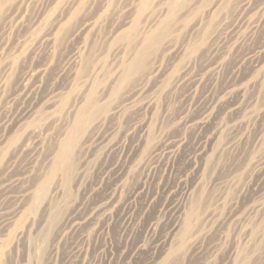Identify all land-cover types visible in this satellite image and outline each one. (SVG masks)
<instances>
[{
  "label": "rangeland",
  "instance_id": "obj_1",
  "mask_svg": "<svg viewBox=\"0 0 264 264\" xmlns=\"http://www.w3.org/2000/svg\"><path fill=\"white\" fill-rule=\"evenodd\" d=\"M0 264H264V0H0Z\"/></svg>",
  "mask_w": 264,
  "mask_h": 264
},
{
  "label": "bare ground",
  "instance_id": "obj_2",
  "mask_svg": "<svg viewBox=\"0 0 264 264\" xmlns=\"http://www.w3.org/2000/svg\"><path fill=\"white\" fill-rule=\"evenodd\" d=\"M155 37L148 36L146 38V42L150 43L154 40ZM138 65V61L133 60L131 64L126 67L125 72L130 73L132 69H134ZM94 103V93L91 92L85 99L84 105L80 108V110L77 113V116L74 121V125L69 131V135L66 139L62 142L60 148L57 151L56 155V165L55 170H62L68 167L69 161L71 159V149L74 143L75 134L80 129L81 124L84 122V120L87 117L88 109L89 107L93 106Z\"/></svg>",
  "mask_w": 264,
  "mask_h": 264
}]
</instances>
